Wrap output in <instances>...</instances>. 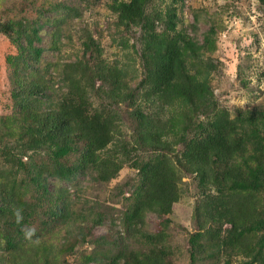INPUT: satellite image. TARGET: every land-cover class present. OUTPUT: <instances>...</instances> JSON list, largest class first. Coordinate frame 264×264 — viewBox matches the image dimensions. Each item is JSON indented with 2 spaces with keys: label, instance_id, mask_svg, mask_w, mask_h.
<instances>
[{
  "label": "trees",
  "instance_id": "obj_1",
  "mask_svg": "<svg viewBox=\"0 0 264 264\" xmlns=\"http://www.w3.org/2000/svg\"><path fill=\"white\" fill-rule=\"evenodd\" d=\"M152 1L111 4L118 28L140 29L135 43H121L134 50L139 67L137 59L108 64L88 34L81 58L45 62L41 31L51 23L59 32L60 19L0 21V34L18 49L8 60L14 112L0 118V264H69L78 252L82 264H174L166 235L171 221L164 217L180 199L181 167L213 189L196 208L199 231L189 237L190 264H232L235 256L241 264H264V205L254 196L264 193V107L237 109L234 117L221 110L211 85L216 64L207 57L214 24L200 40L198 16L189 27L180 17L185 0L150 11ZM95 96L105 104L94 107ZM139 99L156 111L142 108ZM123 104L138 107L135 146L116 137V107ZM200 115L215 118L201 123ZM170 135L183 148L181 161H135L140 181L127 209L95 215L100 202L76 195L80 175L110 182L134 149L172 151ZM150 213L163 219L156 234L145 231ZM109 221L118 228L115 237L97 236L96 227ZM140 241L147 247L137 249Z\"/></svg>",
  "mask_w": 264,
  "mask_h": 264
},
{
  "label": "rangeland",
  "instance_id": "obj_2",
  "mask_svg": "<svg viewBox=\"0 0 264 264\" xmlns=\"http://www.w3.org/2000/svg\"><path fill=\"white\" fill-rule=\"evenodd\" d=\"M170 1L172 0H153L150 11L166 9ZM112 3L113 0H0V21L33 22L38 19L40 23L44 24L54 22L53 20L57 18L60 19L57 21L61 24L59 32L55 31V25L51 23L45 25L41 31L42 41L39 45L46 49L45 62L60 61L65 63L81 58L84 55L82 42L86 40L88 34L92 35L96 43L99 44L101 49L99 55L108 64L116 62L125 64L128 59H137V67H139V59L134 50L125 49L121 43L124 39L129 40L130 45L135 43L140 36V29L133 28L126 31L123 28H118L116 15L111 9ZM64 8L71 9L68 15ZM179 14L185 27H189L195 21V15L198 16L199 31L197 36L200 40L214 24L215 44L211 50L207 51V57L214 59L216 64L211 85L219 108L229 111L234 117L237 109L247 111L264 107V6L258 0H185L183 10ZM56 44L58 50H54ZM17 53L18 49L10 38L0 34V118L11 116L14 112L11 68L8 60L10 56ZM137 82H133L132 86L134 87ZM100 85L101 83L98 82L97 89L101 87ZM143 93L146 95L147 90H144ZM92 100L94 107H100L105 104L103 101L106 102L97 96ZM139 103L142 104V108L147 106L148 112L155 110V108H151V103H145L144 99H139ZM116 108L119 112L116 137H121L131 143V146H135L137 134L140 132L138 120L134 116V111L138 107L132 104H123ZM165 113L167 114V111ZM212 118L215 117L213 115L197 117L201 123H207ZM12 138L9 137V139ZM168 140V143L172 145V151L169 152L167 150L158 154L156 151L134 149L132 160L128 159L117 177L110 182H98L93 180L91 175H80L73 183L80 189L76 195L82 200L91 201V203L100 202V207L97 205V209H95V215L96 213L105 214L107 211L117 214L118 210L127 209L134 190L133 186L138 185L140 181L139 170L133 166L135 161L154 159L157 156H165L176 164L181 161L182 146L175 145L176 140L171 135ZM166 148L169 147L166 146ZM1 161L2 158H0V163ZM182 168L178 173L181 177L178 181V188L181 191L180 199L173 204L171 214L164 217L171 221L169 228L166 229V235L174 264H190L189 237L199 231V227L196 225L198 221L196 208L202 205L206 194L213 192L208 183H201V179L196 174H188L181 170ZM50 183L53 188L55 183L52 179ZM61 185L72 186L68 183ZM76 187L74 188L75 193L77 192ZM254 196L263 206L264 193H257ZM80 204L79 208H83V205ZM162 222L163 219L155 214H148L145 231L153 234L162 231ZM110 223L111 221L97 226L95 234L101 236L111 233L114 238L118 228H112ZM206 227L208 228L209 225ZM135 247L144 249L147 244L140 241ZM87 250V255L91 254L92 247L89 245ZM80 254L78 252L68 257L67 263L82 264L85 262ZM242 261L241 256L232 257V264H241ZM92 264L97 263L93 262Z\"/></svg>",
  "mask_w": 264,
  "mask_h": 264
},
{
  "label": "clouds",
  "instance_id": "obj_3",
  "mask_svg": "<svg viewBox=\"0 0 264 264\" xmlns=\"http://www.w3.org/2000/svg\"><path fill=\"white\" fill-rule=\"evenodd\" d=\"M22 219V216L17 212V222H19Z\"/></svg>",
  "mask_w": 264,
  "mask_h": 264
}]
</instances>
